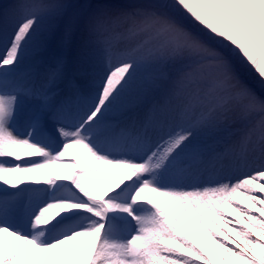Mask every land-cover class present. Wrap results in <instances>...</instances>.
Segmentation results:
<instances>
[{
	"label": "snow or ice",
	"instance_id": "6c2138e0",
	"mask_svg": "<svg viewBox=\"0 0 264 264\" xmlns=\"http://www.w3.org/2000/svg\"><path fill=\"white\" fill-rule=\"evenodd\" d=\"M0 264H264V0L0 5Z\"/></svg>",
	"mask_w": 264,
	"mask_h": 264
},
{
	"label": "bare ground",
	"instance_id": "6f19581e",
	"mask_svg": "<svg viewBox=\"0 0 264 264\" xmlns=\"http://www.w3.org/2000/svg\"><path fill=\"white\" fill-rule=\"evenodd\" d=\"M3 0H0V3ZM3 3V2H2ZM28 63V61H26V64ZM69 157H65L62 158V162H57L54 163L53 165H51L50 168L46 169V173L51 176L52 178H57L59 176L64 175L65 171L67 170H73L70 168V163L74 162L75 159L80 158L81 156V150L77 147H72L69 149ZM8 159V158H6ZM33 176H40L39 174H35V173H31V174H24L23 176H21L22 178H28L30 179ZM92 179L96 180L97 182H99L104 188H111L115 185L116 180L118 179L117 177L114 176H105V177H92ZM29 181V180H26ZM146 197H151L152 194L151 193H145L143 194ZM229 211H231L229 209ZM9 239H13V238H9ZM31 247V246H29Z\"/></svg>",
	"mask_w": 264,
	"mask_h": 264
},
{
	"label": "rangeland",
	"instance_id": "374dc122",
	"mask_svg": "<svg viewBox=\"0 0 264 264\" xmlns=\"http://www.w3.org/2000/svg\"><path fill=\"white\" fill-rule=\"evenodd\" d=\"M3 2V3H2ZM1 3H0V5H3V4H11V3H13L14 2V0H3ZM20 179H22V180H24L29 186H32V187H42V186H44L43 184H42V181H43V179H44V177L43 176H33V177H31L30 179H28V178H22V177H20ZM37 179H39V180H41V184L40 185H35L34 183H33V181H35V180H37ZM55 179V178H54ZM26 180H29V181H26ZM26 228V227H25ZM25 228H24V230H25ZM65 247H71V244L70 245H67V246H65Z\"/></svg>",
	"mask_w": 264,
	"mask_h": 264
}]
</instances>
